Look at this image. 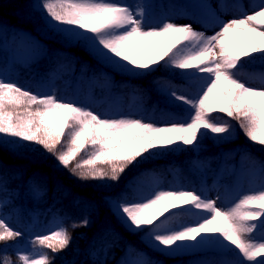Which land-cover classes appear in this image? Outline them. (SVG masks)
<instances>
[{"label":"snow or ice","instance_id":"6c2138e0","mask_svg":"<svg viewBox=\"0 0 264 264\" xmlns=\"http://www.w3.org/2000/svg\"><path fill=\"white\" fill-rule=\"evenodd\" d=\"M39 7L53 31L69 42H83L116 70L137 73L164 63L190 79H201L200 90L191 98L172 91L175 100L189 106L187 116L161 127L142 119L104 116L75 101L34 93L0 77V143L39 145L83 181H118L127 167L158 150L198 147L209 133L231 136L233 125L215 113L236 120L250 142L264 146V87L248 86L238 79L242 58L264 54V4L252 14L222 22L213 35L192 24L168 21L149 26L144 7L114 0H40ZM197 7L211 10L206 3ZM21 107L23 113L17 111ZM82 151L85 155L77 160ZM113 209L130 229L143 231L145 242L163 255L212 242L236 253V260L222 264H264V190L244 196L228 209L195 189L156 190L132 203L123 197ZM181 215L191 219L174 224ZM87 224L84 219L72 227ZM21 235L0 217V242ZM71 242L62 221H54L47 234L33 241L52 252L64 250ZM19 260L51 264L47 254L39 258L20 254ZM0 264L13 262L0 257ZM126 264L153 262L137 258Z\"/></svg>","mask_w":264,"mask_h":264},{"label":"trees","instance_id":"16d2710c","mask_svg":"<svg viewBox=\"0 0 264 264\" xmlns=\"http://www.w3.org/2000/svg\"><path fill=\"white\" fill-rule=\"evenodd\" d=\"M24 1L0 0V21L6 23L9 30L21 26L39 36L46 51L36 62L29 65L16 64L18 74L15 82L19 85L24 88L28 86L26 89L34 92L50 79L58 77L53 94L58 99L75 101L87 107L90 97L98 92L103 96L110 95L111 91L106 89L102 76L106 71L113 79L112 92L124 96L127 109L132 107L137 97H141L146 108L145 114L154 115L156 123L171 117L178 119L187 116L186 109L189 106L175 100L170 93L176 91L177 94L191 97L200 90L201 79H190L182 74V70L164 63L150 71L137 73L116 70L96 56L83 42H69L53 31L41 7L35 13L31 12L35 20L31 16L25 20L19 18L14 13L23 9V6H19L17 11L13 10ZM32 1L40 3V0ZM215 1L218 8L227 13L238 0ZM254 1L257 5L264 4V0ZM192 2L154 0L153 6L158 14L169 13L188 7ZM43 28L46 33L39 34ZM8 57L6 49L0 48V70L8 69ZM260 73H264V54L254 53L242 58L238 66V79L242 82L250 81ZM165 84L169 87L164 88ZM17 111L23 113L24 109L21 107ZM214 115L227 119L233 125L231 136L209 133L199 141L198 147L178 146L158 150L148 159H140L127 167L118 181H83L60 166L55 156L39 145L28 142L0 143V217L22 233L14 240L0 242V257L11 258L13 264H22L20 254L35 258L47 254L51 264H126L139 254H145L146 260L153 264H197L216 258L218 253L215 251L192 252L191 247L174 255H163L145 242L143 231L130 229L113 209L115 202L123 197L132 203L141 193L153 192L160 176L167 175L176 184L175 167H181L186 175L194 177L199 192L218 179L228 155H231V162L237 170L246 163L264 174V146L250 142L236 120L221 113ZM66 139L62 138V145ZM84 155L82 151L77 160ZM200 163L211 165L210 178H206L198 169ZM236 174L232 172L228 179L233 182ZM8 195L12 198L10 202L6 201ZM179 217L191 219L187 215ZM84 219L88 220L87 226L72 227ZM54 221H62L72 237L71 244L59 252H52L45 246L33 243L38 236L49 232ZM228 256L237 259L235 252H228Z\"/></svg>","mask_w":264,"mask_h":264},{"label":"rangeland","instance_id":"374dc122","mask_svg":"<svg viewBox=\"0 0 264 264\" xmlns=\"http://www.w3.org/2000/svg\"><path fill=\"white\" fill-rule=\"evenodd\" d=\"M154 0H122L116 1V3H124L133 8L144 7L145 9V20L149 26H160L164 22H174L180 25L192 24L193 28L198 31H203L205 35H213L219 30V25L222 22H226L233 18H241L244 14H252L256 11L260 5L255 4L254 0H238L236 4L232 5L228 13L222 12L218 8V3L215 0H192L190 6L182 7L179 11L175 12H162L157 13L153 6ZM202 3H206L211 6V10L197 7ZM17 11L19 6H23L16 13L19 18L28 19L35 10L39 9V3L32 0H26L21 4L16 5ZM12 11V12H13ZM32 19H34L31 16ZM35 20V19H34ZM41 28V27H39ZM46 33V29L39 30V34ZM0 48L6 49L9 58V67L7 70H0V77L6 80L15 81L17 77V63L29 65L32 62L37 61L41 58L46 47L41 38L32 32L18 26L13 30H9L6 23L0 21ZM104 84L108 91L113 90V79L109 72H103ZM201 76H207V74H201ZM58 82V77L50 79L41 89L35 90L34 93L53 94L55 86ZM200 82H202L200 80ZM248 86L257 87L258 89L264 87V73L259 74L256 78L245 82ZM28 88V86H25ZM169 85L165 84L164 88H168ZM191 98V97H189ZM103 106L105 108L103 109ZM88 108L104 116L112 118H134L142 119L145 122L156 123V117L154 115H145V105L141 97H137L134 105L131 109L127 110L125 107V98L121 94L111 92L109 96H103L101 93H97L91 97ZM174 118H168L162 121L158 126H169V121ZM244 160V158H243ZM199 169L206 178H210L212 174V167L209 163H200ZM235 166L231 162V155H228L224 159V163L221 167V173L219 174V180L213 182V184L206 189L203 194L213 200L218 201V207L228 209L234 207L246 195L258 194L261 190H264V175L260 171L252 166L243 164L240 170L236 169L237 174L233 179V182L226 181L228 175L235 172ZM177 184L171 181V178L167 175L160 176L155 185L154 191L156 190H197V184L193 181L194 177L185 174L180 167L174 168ZM229 180V179H228ZM198 192V191H197ZM152 192H143L141 196H147ZM6 201H11V195L6 197ZM5 201V200H4ZM264 220V217L261 218ZM188 220L179 217L177 223H184ZM254 236H258L259 232L254 233ZM234 247V246H233ZM192 252L207 253L217 252L216 258L206 259L198 264H208V262H215V264H222L226 261H234L236 259L230 258L228 252L225 249L220 248L218 245L209 242L206 244L191 247ZM142 258L146 260L145 254H139L133 256L130 261ZM260 259V258H258ZM163 264V262H159Z\"/></svg>","mask_w":264,"mask_h":264}]
</instances>
